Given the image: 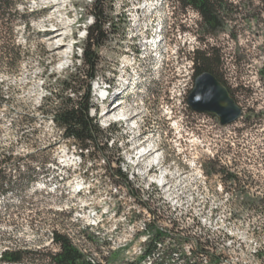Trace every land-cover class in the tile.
Instances as JSON below:
<instances>
[{"label":"rangeland","instance_id":"obj_1","mask_svg":"<svg viewBox=\"0 0 264 264\" xmlns=\"http://www.w3.org/2000/svg\"><path fill=\"white\" fill-rule=\"evenodd\" d=\"M224 1L237 7L233 21L205 45L191 10H173L167 0L105 1L107 37L90 82L96 109L89 115L107 149L88 158L52 120L57 99L50 93L70 73L74 54L81 55L75 44L83 43L93 22V1L26 0L29 12L41 15L30 18V30L17 28L23 51L17 72L0 68V252L27 250L36 255L21 264H49L58 251L52 233L66 230L103 258L100 239L86 222L98 214L100 238H111L107 245L118 248L128 226L146 224L131 211V191L154 203L159 225L175 224L172 231L180 237L174 248L183 254V245L191 243L195 262L264 264V207H242L245 200L264 201V0ZM153 29H161L157 51L145 44ZM197 48H214L224 59L218 75L242 110L230 125L188 107ZM100 91H109L108 101ZM119 102L121 111L114 106ZM79 238L72 239L79 245ZM189 238L209 254L198 253ZM123 253L119 247L103 260L124 264Z\"/></svg>","mask_w":264,"mask_h":264},{"label":"trees","instance_id":"obj_2","mask_svg":"<svg viewBox=\"0 0 264 264\" xmlns=\"http://www.w3.org/2000/svg\"><path fill=\"white\" fill-rule=\"evenodd\" d=\"M91 14L93 22L86 28V35L83 43H76L81 47V55L77 58L74 54V63L67 77L59 82L58 90L51 96L57 99L53 121L62 130L66 139L72 140L79 150L80 156L87 154L92 158L94 154L102 153L107 149V141L100 144L99 137L103 133L95 122V118L89 115V111L95 106L91 102V84L96 78L97 67L99 65L98 50L106 40L105 20L107 17L104 3L106 0H92ZM173 8L176 6L184 10H191L199 16V29L202 38H198L200 43L205 45V41L225 31V27L233 21L237 7L224 0H168ZM41 11L29 12L26 0H0V68L7 69L10 73H16L23 51L16 43L18 26H23L25 30H30V18H37ZM113 28L115 26H112ZM214 48L193 51L191 60L193 64V75L195 79L201 73L208 72L215 76L225 87V83L218 75V70L223 64V58L219 53H214ZM79 59L78 64H75ZM80 77H84L81 78ZM260 78L264 86V74L260 72ZM85 81L84 87L81 82ZM233 97L230 89L227 87ZM71 94L76 96L72 97ZM49 99V98H48ZM3 98L0 96V106ZM121 173V172H120ZM122 175V173H121ZM232 177V176H231ZM235 189L244 191L239 186ZM242 207L262 208L264 201L245 200ZM51 240L58 247V251L49 255V264H90L84 256L73 246V242L59 233H52ZM159 237V235H157ZM155 241L149 244L148 250L155 248ZM36 255L34 252L22 250H8L1 254L0 262L6 264H21L25 258Z\"/></svg>","mask_w":264,"mask_h":264},{"label":"bare ground","instance_id":"obj_3","mask_svg":"<svg viewBox=\"0 0 264 264\" xmlns=\"http://www.w3.org/2000/svg\"><path fill=\"white\" fill-rule=\"evenodd\" d=\"M112 111L113 110H111L110 112ZM119 116L122 117L123 114L120 113ZM145 153H143V155L147 154ZM102 225H103L102 220L99 218V215L96 214L95 212H93L90 215V221L86 222V226L92 230L93 236L97 239H100L101 244L99 243L100 244L99 246L104 250V252H102L101 254L103 258H99L100 255L97 256L98 253L97 254L91 253V251L87 252L88 250H86L84 247V253H90L89 255L90 262H95V264H107L104 261L106 260L105 258L110 256L111 253L114 251V249H118L120 247L122 250H126L127 257L124 255V253L122 254L126 257L124 264H176V261H179L178 264H192V261H185V256L179 253L171 244L165 243L164 231L155 230L156 232H153L151 234L149 224L148 225L145 224L143 220H138L136 223H133L131 226H128V230L126 231L127 234L126 238L123 240L122 244L118 246V248H114V249L107 245L112 240L111 238L107 237L106 242L104 238L102 237H101L102 239L100 238L101 234L99 229L102 228ZM157 235H159V237H157ZM68 237L70 236L68 235ZM71 240L74 246H78V244H76L73 239ZM152 241H155L156 246L155 248L149 251L148 247ZM132 242L137 244V246L131 248L130 244Z\"/></svg>","mask_w":264,"mask_h":264},{"label":"water","instance_id":"obj_4","mask_svg":"<svg viewBox=\"0 0 264 264\" xmlns=\"http://www.w3.org/2000/svg\"><path fill=\"white\" fill-rule=\"evenodd\" d=\"M187 104L195 113L215 116L221 126L230 125L242 116L241 108L227 87L208 72L195 77Z\"/></svg>","mask_w":264,"mask_h":264},{"label":"built area","instance_id":"obj_5","mask_svg":"<svg viewBox=\"0 0 264 264\" xmlns=\"http://www.w3.org/2000/svg\"><path fill=\"white\" fill-rule=\"evenodd\" d=\"M129 187V186H128ZM127 193H129V199L133 202V207L131 211H137L140 212L141 215H143L145 217L146 220V224H149L150 226H155L157 228V231H168V238L169 240H172V246L173 247H177L176 245V238H179L180 235L175 234L172 230H173V226H175V224H173L170 220H167V225L166 228H164L163 226L159 225L158 221L161 217V215L159 214V212L155 211V207H154V203L152 201H142L140 198H136L134 196V193L131 191H128ZM132 222V221H131ZM170 225V227H169ZM168 227V228H167ZM54 233V232H53ZM57 233V232H56ZM62 235H64L65 237H67L66 235V230H62ZM53 238V237H52ZM68 240L71 243V239L72 238H79V235H74V237H67ZM189 240H192V243L194 245V247L197 249L198 253L200 254H204L205 256H207L209 254L208 251L200 249V244H199V240L195 239V238H189ZM79 253H81L84 258L86 259V261L89 262V255L90 253H84V247H83V243L81 242V238H79V245L78 246H73ZM183 249H184V253L183 255L185 256V261H192V264H207V261H202V262H195V259L192 260V256H193V246L191 243H186L183 245ZM10 249H4L3 251L0 252V257L1 254L5 251H8ZM98 259V258H97ZM107 264L108 260L106 261ZM90 264H95V262H89Z\"/></svg>","mask_w":264,"mask_h":264},{"label":"flooded vegetation","instance_id":"obj_6","mask_svg":"<svg viewBox=\"0 0 264 264\" xmlns=\"http://www.w3.org/2000/svg\"><path fill=\"white\" fill-rule=\"evenodd\" d=\"M225 184L226 183H229V184H231L232 182H231V180L228 182L226 179L223 181ZM233 183H236V181L235 180H233Z\"/></svg>","mask_w":264,"mask_h":264}]
</instances>
